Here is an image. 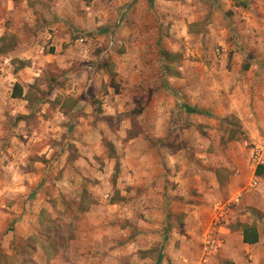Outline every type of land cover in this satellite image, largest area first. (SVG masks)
Wrapping results in <instances>:
<instances>
[{
	"label": "rangeland",
	"instance_id": "obj_1",
	"mask_svg": "<svg viewBox=\"0 0 264 264\" xmlns=\"http://www.w3.org/2000/svg\"><path fill=\"white\" fill-rule=\"evenodd\" d=\"M0 32V64L16 73L26 69L36 80L27 95L28 119L0 118V187L16 182L7 178L13 159L53 160L67 143L70 157L88 163L86 180L78 183L81 200L60 198L64 215L70 219L68 204L76 205L79 225L96 205H128L117 219L120 212L109 211L107 224L129 227L120 244L127 264H154L158 254L163 264H235L224 259L225 249L240 253L239 262L261 264L264 250L242 256L238 232L248 222L264 238L263 167L257 169L261 187L245 208L228 200L214 206L223 191L213 183L231 141L264 140V131L248 135L235 116L222 115L234 94L227 69L264 61V0H0ZM58 110L66 114L60 115V149L51 137ZM26 133L47 138L25 152L14 140ZM77 139L80 148L72 143ZM104 174L105 182L97 177ZM96 187L105 194L96 195ZM137 222L146 223L142 232L133 227ZM156 222L160 242L149 248L139 236ZM38 241L18 245L26 250L19 258L27 257L18 264L38 262Z\"/></svg>",
	"mask_w": 264,
	"mask_h": 264
},
{
	"label": "crops",
	"instance_id": "obj_2",
	"mask_svg": "<svg viewBox=\"0 0 264 264\" xmlns=\"http://www.w3.org/2000/svg\"><path fill=\"white\" fill-rule=\"evenodd\" d=\"M57 1L60 4V0ZM3 36V33L0 32V39H3ZM256 43L257 40L254 39V44ZM255 47L259 48L261 44H256ZM14 49L16 50V47ZM9 52L11 49H8ZM235 54L241 55L239 51ZM10 58L6 56L5 59L9 62L12 59ZM10 68H12L11 65ZM0 71H3L0 72V118H5L6 113H9L12 117H19L21 121L25 122L33 110L30 109V99L27 98L28 91L36 80L31 74H28L26 69H21L16 73L11 71L9 66L0 64ZM227 73L230 75L228 76L229 83L231 88H234V94L230 95L224 104V114L222 115L226 117L235 116L241 124V131L248 135L250 131H264V61L255 59L245 67L241 62H237L232 65V69H227ZM16 83L24 87L22 98L12 97ZM76 111L73 110L72 116H75L74 113L80 116ZM42 113L44 111L40 112V114ZM60 115L65 117L66 114L60 113L58 110L56 116L58 123L53 128L54 134L51 136L55 139L54 143L58 144L57 149H60ZM20 129L14 126L15 131ZM23 137L24 140L16 136L14 141H17L19 147H25V152L28 150L26 146H30L34 140L43 141L44 138H47L41 134L39 138L35 139L27 133ZM72 143H75L76 148H80L78 139L73 140ZM249 144L251 145L248 146ZM228 145L230 150L226 151L228 155L225 153L228 160L218 166L214 173V189L218 192L223 191L221 199H218L214 206L228 200L229 202L235 201L240 207L245 208L246 205H249L245 199H252V192L261 187L262 178L257 169L260 167L264 169V140H254L252 143L245 140H235ZM46 148V152L42 153H47L48 147ZM62 148L65 150L62 152V156H56L53 160L37 159L19 162L17 159H13L10 162V172L7 178L16 182H13L8 188L0 187V194L3 195L0 197V244L3 248V257L6 258L5 260L0 256V264H18V259L25 261L26 256L19 257L26 250L21 249L18 245L27 243L30 239L40 240V242L38 241L39 244L35 245L34 251L38 252L41 257L37 259L38 262H34L32 259L30 261L32 264H127L124 261V252L120 244L126 240V238L123 239V235L127 236L129 227L124 229L121 224L113 226L107 224L109 211L120 212L121 215H116L117 219L126 215L122 209L127 208L128 205L119 206L120 210L96 205L92 209L84 211L79 225L73 219L78 210L76 205L68 204L70 206L68 209L70 219L64 215L66 210L60 205V198H65L68 202H71L72 199L75 202L81 200L78 183L86 180L83 178L86 177L83 169L85 170V165L88 162L85 157L79 155L70 157V153L66 152L69 144L64 143ZM72 148L75 151V146ZM233 148H237V150ZM46 157L49 158V156ZM26 165L30 168L29 170L24 168ZM93 165L100 166L98 162L94 161ZM97 177L102 178L105 182L107 174ZM90 179L93 178L90 177ZM2 180L3 174L0 172V182ZM144 181L142 180V182ZM124 187H128V185ZM95 194L104 195L105 192L102 187H96ZM6 196L23 200H21V204L19 202L18 204H11L4 198ZM222 206L225 207L226 205ZM260 208L264 211V207ZM60 218H64V220L62 221ZM122 219H119L118 222ZM244 224H248V222ZM249 225L253 224L249 223ZM145 226V222H137L133 227L142 232ZM70 228L74 229V231L72 230L74 235L67 236L66 230ZM56 230L60 231L59 234ZM160 230L161 224L156 222L150 225V230L146 235L142 233L139 237L148 238L147 245L149 248L158 246ZM226 231L231 232L227 228ZM258 231L260 240L251 245L244 243L243 229L238 232L242 256L246 253L257 256L260 251L264 250V238L259 228ZM114 247L116 248L113 249ZM232 253V251L225 249L224 259L234 261L235 264H244L242 261L239 262L240 253ZM54 254L56 255L54 256ZM259 255H261V264H264V255L262 253ZM144 261L142 260L141 263L144 264ZM163 261L159 254L152 260L154 264H163Z\"/></svg>",
	"mask_w": 264,
	"mask_h": 264
},
{
	"label": "trees",
	"instance_id": "obj_3",
	"mask_svg": "<svg viewBox=\"0 0 264 264\" xmlns=\"http://www.w3.org/2000/svg\"><path fill=\"white\" fill-rule=\"evenodd\" d=\"M151 3L154 0H149ZM1 53V52H0ZM24 93V87L19 83L14 85L12 97L14 98H22ZM243 240L246 244H256L260 240V234L258 228L255 225L243 224Z\"/></svg>",
	"mask_w": 264,
	"mask_h": 264
}]
</instances>
